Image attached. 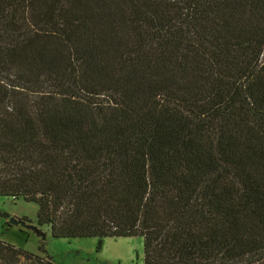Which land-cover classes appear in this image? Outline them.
Segmentation results:
<instances>
[{"label": "trees", "instance_id": "1", "mask_svg": "<svg viewBox=\"0 0 264 264\" xmlns=\"http://www.w3.org/2000/svg\"><path fill=\"white\" fill-rule=\"evenodd\" d=\"M0 197L144 264H264V0H0Z\"/></svg>", "mask_w": 264, "mask_h": 264}, {"label": "rangeland", "instance_id": "2", "mask_svg": "<svg viewBox=\"0 0 264 264\" xmlns=\"http://www.w3.org/2000/svg\"><path fill=\"white\" fill-rule=\"evenodd\" d=\"M38 206L22 198L0 197V240L32 254L46 257L44 247L55 264H144L143 240L139 237L106 238L99 247V240L56 239L48 226L37 221ZM23 220L35 229L11 226L10 219Z\"/></svg>", "mask_w": 264, "mask_h": 264}, {"label": "water", "instance_id": "3", "mask_svg": "<svg viewBox=\"0 0 264 264\" xmlns=\"http://www.w3.org/2000/svg\"><path fill=\"white\" fill-rule=\"evenodd\" d=\"M9 224L11 226H22V227H25L27 229H35V230H37V227H34V226L30 225V224H27V222H25L23 220H18L16 218L10 219Z\"/></svg>", "mask_w": 264, "mask_h": 264}]
</instances>
